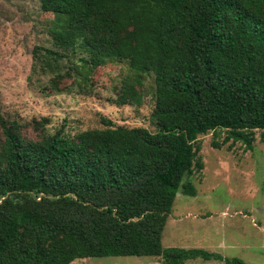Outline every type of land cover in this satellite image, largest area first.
I'll use <instances>...</instances> for the list:
<instances>
[{
    "label": "trees",
    "instance_id": "obj_1",
    "mask_svg": "<svg viewBox=\"0 0 264 264\" xmlns=\"http://www.w3.org/2000/svg\"><path fill=\"white\" fill-rule=\"evenodd\" d=\"M58 51L48 86L89 93L94 69L125 61L113 102L140 104L152 76L154 131L113 125L49 134L47 119L0 112V264L159 256L163 264L221 260L200 248H162L181 179L202 168L197 136L225 131L250 148L264 129V0H39ZM66 57L62 71L56 63ZM30 132V135L28 134ZM213 147L218 143L211 142Z\"/></svg>",
    "mask_w": 264,
    "mask_h": 264
},
{
    "label": "rangeland",
    "instance_id": "obj_2",
    "mask_svg": "<svg viewBox=\"0 0 264 264\" xmlns=\"http://www.w3.org/2000/svg\"><path fill=\"white\" fill-rule=\"evenodd\" d=\"M51 14L41 11L39 0H0V112L3 117L26 122L45 117L49 134L62 127L64 135L113 125L141 126L154 131L150 118L153 83L142 82L140 104L113 102L114 88L128 73L122 60L108 61L91 75L89 93L74 85L63 91L49 88L58 51L47 30ZM60 71L66 57L56 60ZM30 135V132L28 133ZM216 129L197 136L195 152L201 163L181 179L192 194L176 189L161 232V247L200 248L244 264H264V129L252 133L250 148L238 140L223 141ZM218 143L213 147L211 142ZM69 264H163L159 256H106L75 258ZM183 264H223L221 260L187 259Z\"/></svg>",
    "mask_w": 264,
    "mask_h": 264
}]
</instances>
